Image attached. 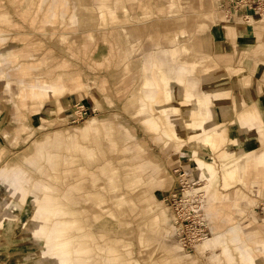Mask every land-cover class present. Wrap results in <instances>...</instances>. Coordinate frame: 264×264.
I'll list each match as a JSON object with an SVG mask.
<instances>
[{"label": "rangeland", "instance_id": "rangeland-1", "mask_svg": "<svg viewBox=\"0 0 264 264\" xmlns=\"http://www.w3.org/2000/svg\"><path fill=\"white\" fill-rule=\"evenodd\" d=\"M228 1L172 0L170 6V0H0V264H18L19 250L33 247L21 245L16 231L39 222L32 221V200L43 193L65 211L49 220L74 222L68 238L88 244L86 264H264L262 242H247L245 232L250 225L264 230L256 215L264 203V175L250 168L247 177L242 170L226 184L223 180L226 171L244 164L248 152L264 148V16L244 19L243 12L226 13ZM122 26L141 31L135 33L131 53ZM159 36L170 39L156 44ZM206 42L212 44L210 53ZM182 65H194L184 76L193 82L195 94L227 91L226 115L211 118L215 127L225 128L212 134V148L180 133L186 127L181 95L177 101L159 96L161 105L180 108L174 114L181 117L169 126L156 118L164 110L139 104L145 77L160 71L173 76ZM170 80L144 84L157 85L166 96L177 86ZM42 81L56 92L44 99L24 95L39 91L35 85ZM181 88L184 92L183 83ZM210 101L212 109L222 108L221 101ZM80 105L95 112L72 121L71 110ZM136 108L155 119H141ZM250 110L258 120L237 124ZM86 123L96 131L80 142L92 157L71 143L72 132ZM117 124L135 140L124 137ZM233 131L247 135L245 150L244 141L232 138ZM196 155L213 166L209 187L196 170ZM148 160L156 166L145 168ZM177 167L205 186L210 234L190 250L174 233L167 199L178 188ZM12 175L20 178L15 188ZM2 213L17 216L10 236ZM54 238L47 239L48 245L57 243ZM246 252L252 254L249 260Z\"/></svg>", "mask_w": 264, "mask_h": 264}, {"label": "bare ground", "instance_id": "bare-ground-1", "mask_svg": "<svg viewBox=\"0 0 264 264\" xmlns=\"http://www.w3.org/2000/svg\"><path fill=\"white\" fill-rule=\"evenodd\" d=\"M179 85H182V81L178 83ZM146 87L147 85L144 84ZM167 94L165 97L169 100H180L183 96V92L181 89H178L176 87H171L169 90L166 91ZM31 93V94H30ZM220 93V92H219ZM27 97L36 99L38 97V94L34 96V94L31 92H26ZM180 99H177L178 96H180ZM163 96V95H162ZM218 96V95H217ZM217 98V97H216ZM183 99V98H182ZM208 99L205 97L202 98H196V100H193L192 102L190 100H182L181 102V109L184 114V123L186 125L185 132L184 133L188 139L194 142L196 145H202L203 147L209 146L214 147L215 142L212 134H220L222 131H224L223 127H215L214 124L211 125V127H208L209 124H211V118L213 116H220L224 117L226 115L225 110L220 107H215L213 110H210L209 107H207ZM174 112H178L180 109L176 104H172L170 106ZM201 107H206V110L203 111L200 109ZM159 112L161 110L166 111V105L158 106ZM157 119H160V115L156 116ZM153 126H156L154 124H151ZM89 127L88 133L86 135L84 134L83 129H78L77 131H73L71 134V143H73L72 148L75 150H79L83 152V154H86L88 157H92L93 153L86 151L83 149L84 145L80 142L81 140H85L89 133H93L96 131V129H93L91 126ZM177 134V133H175ZM232 138L234 140H246V136L243 132H235L233 131ZM174 135V134H172ZM180 135H182L180 137ZM175 136V135H174ZM178 137L182 138L183 134H179ZM62 139V138H61ZM217 142V141H216ZM61 143V142H60ZM57 145V144H56ZM58 146V145H57ZM197 158L196 162V170L200 171L201 177H204V179L207 180L206 185H211L214 182V178L212 175L213 172V166L209 161H206L205 158L200 157L199 155L194 156V160ZM264 160V157L262 158L261 162ZM52 162V161H51ZM195 163V161H194ZM234 167V166H233ZM255 163H252L250 161H246L244 164H237L236 167H234L231 170L226 171L223 180L226 184L227 181H229L231 178L237 176V173L243 171H248L250 168H254ZM216 175V173H215ZM214 175V176H215ZM11 180V187H14L16 185H20V178L17 175H12ZM55 177V176H54ZM208 183V184H207ZM202 187L199 188H192L187 189V193H196L199 196L201 195L203 198L205 197L204 190H202ZM209 187V186H208ZM18 189V187H17ZM15 195V192H12ZM42 196L38 198H34L32 200V212L34 215V218L32 221H39L35 225L32 224L33 230L31 227L29 229L33 232V235L38 240V242L44 247L41 251L36 252L35 256L39 257L36 261V264H39L43 262V260L49 258H56L58 259L59 264H86V259L84 258V252L88 249V244L86 242H74V240L68 238V234L70 230L73 229V223H62L61 227L57 228V236L54 238L57 243H52L51 245H48L47 239H50V234L48 233V226L49 223V217L57 216V214L62 215L65 214V211L61 207H54V204H52L51 201H53V197L49 194H41ZM43 199V203L39 205V201ZM3 214V213H2ZM37 215V216H35ZM17 216L12 215L9 217L5 216L3 214V227L6 230V234H9L11 231H13V226L15 224V219ZM36 217V218H35ZM156 220V217L155 219ZM157 221V220H156ZM158 222V221H157ZM39 228V231L34 230V228ZM3 228V229H4ZM47 238V239H46ZM212 243L214 240L211 241ZM264 247V246H263ZM227 249V248H226ZM225 249V250H226ZM76 254V257H75ZM244 259L249 260V258H252V254L250 252H246L244 254ZM263 264V263H260Z\"/></svg>", "mask_w": 264, "mask_h": 264}, {"label": "crops", "instance_id": "crops-1", "mask_svg": "<svg viewBox=\"0 0 264 264\" xmlns=\"http://www.w3.org/2000/svg\"><path fill=\"white\" fill-rule=\"evenodd\" d=\"M173 4H172V0H170L169 5L170 6H173ZM202 26L203 25H201L200 28H202ZM137 29H138L137 27H128V26H122L121 27V30L123 32L122 33L123 36L129 42V46H130L129 47V51H130V53L133 52V50H136V46L134 44V41H132V40L135 38V35H136L135 33L136 32L138 34H139V32H141L140 30H137ZM216 33L217 32H215V34ZM167 39H170V37H165V36L164 37H161V36H159L157 38V40H156V44H158L159 41L164 42ZM167 43H168V41H167ZM205 45L208 47L207 50L209 51V53L211 51H213L212 44L211 43H207L206 42ZM235 51H236V49H235ZM170 54H171V57L172 58H174V57L176 58V56H177V50L171 52ZM193 66L194 65L190 66V68H189V66L186 67L185 65H182V66L179 67V69L177 70V72H175L176 74L173 75V76H168L166 73H163V72L160 71L161 73L159 72V75L151 74V76L145 77L143 79V81H142V86H141L145 91H144L143 96H142L143 100L141 99L142 102H139V104H141V105H144L145 103L147 105L151 104V105H149V108L151 107V109H154L156 107V110H158V112H159L158 106L161 105V104H163V101H161L159 99V96H162L163 95V98H164L165 97V93L163 94L157 88H158L159 85H161V83L165 80V78H167V79L175 80L177 86H173V87H176L178 89H181L182 92H183V88H181L182 85H179L178 84V80L181 79L183 81L182 83H183L184 89H185V91L183 92V96H182L183 100H190L192 102L193 100H196V98H201V97H203L206 94L205 95V96H207L206 98L208 100H211L210 101L211 103H213V101H215V100L221 101L222 102V108H223V110H226L227 108H226V106L223 105V103H225V101L227 100V91H224V90H214V89H212L211 90L212 92H209V90L203 89L202 90L203 91V95L202 96L197 95V94L194 93V91L192 90L193 89V82L192 81H189V82L186 81L185 80V76H184L185 70H189V69L192 70L193 69ZM23 69L24 68L22 66V70ZM0 71H1V69H0ZM155 80L159 83L158 86L157 85H154V86H148V87H146L144 85L145 82L150 81V82L154 83ZM172 80H170V81H172ZM206 83H208V82L205 80L204 81V84H206ZM37 86H38L39 91H36L34 89V91L32 90V93L34 94V96H36L38 94V97L37 98H40V99H44L45 97H49V95H53L56 92V90L54 89V87H51L49 84H47L46 81L37 82L36 85H35V87H37ZM63 88L64 87L62 86V89ZM210 94H212V95H210ZM24 95L27 96L26 91H25ZM22 98L24 99L23 96H22ZM30 99H33V98H30ZM152 102H154L153 104H156V106L153 107L152 106ZM207 107H209V106L207 105ZM211 107H212V105H211ZM211 107H209V109L210 110H213ZM213 108H215V107H213ZM142 109L145 110L144 108H142ZM205 110H206V107H205V109L203 111H205ZM169 111H171V113H168ZM258 111H259V113L261 115V113L263 112V109L260 108ZM137 112H138V109H137ZM165 112H163L165 114H163V113L161 114L162 115L161 118L163 119L164 124H166L167 126H169V121L170 120L178 119L179 117H181L179 115H175L174 114V111L169 106L168 107L166 106V111ZM139 116H140L141 119L146 120V121L151 120L152 117H154V119H155V116H153L150 113L149 114H144V115H142V114L139 113ZM257 120H258V118L254 114V111L250 110V111H246L245 114H243L242 117H239L237 119L236 122H238L237 124H240L242 126L243 125L245 126V125L251 124V122H254V121H257ZM98 122L102 123L101 121H98ZM257 123H259V122H257ZM211 125H212V122H211V124L208 125V127H211ZM88 126H91V124H89V123L87 124L86 123V125L83 128H80V129H83V131H84V134L83 135H86V133H88V131H89V127ZM117 126H119V128L121 130H123V132H124L123 133V136L124 137L127 136L130 139L133 138V141L135 140V138L133 137V135L130 134V132L127 131L122 125L117 124ZM91 127L95 128L94 126H91ZM247 128H248V126H247ZM247 128L245 127V129H247ZM254 128H256V127H254ZM77 130H75V131H77ZM224 130H225V128H224ZM252 130H253V128H252ZM176 132H178V131H176ZM182 132H185V128H183V130L180 133H182ZM240 141L241 140H239V141L236 140L237 143H239ZM242 141H244V144H243V149H244V147L246 146V144H248L249 139L248 140L247 139L246 140H242ZM251 145H252V143H251ZM144 152H145V149H144ZM263 157H264V148H262L261 151L255 152L253 155H251L248 152L247 153V156L245 158L244 163L246 161H250L252 163H255V167L252 168V169H255V171H257L258 174L264 175V160L261 162V160H262ZM151 165L153 167L156 166V165L153 164V161L152 160L151 161L148 160L147 164H145L144 166H145V168H148L149 169V168H151ZM249 170H251V169H249ZM249 170L247 172L245 171L246 173H244L245 174L244 177H247V173L249 172ZM232 202H233V205H236L235 203H237L238 201L232 200ZM49 221H50L49 222L50 225L48 226V228H49L48 233L50 234V237H56L57 236L56 234L58 232L57 231V228L62 226V223H60L62 221L59 220V219L56 220V221H52V220H49ZM67 221L68 222H71V220H67ZM249 227L250 228L245 229V232H247V235L246 236L248 237L247 238V240H248L247 242L250 241L252 243H257V242L260 241V242H262L260 244L264 246V230H261V229L257 228L256 226H251L250 225ZM15 229H16V227L13 228V231ZM34 230L39 231V228L35 227ZM13 231H11L9 234H7V236H10V234ZM26 231L27 230L23 231V228L20 229L19 231H16V232L19 233V240H21L20 244L22 245V243L23 244H26L27 243V245H30V246H33V247H31V248L28 247V248H26V250H19V251H22L21 252L22 255H19L21 253L18 254L21 257H18L17 261H18V264H36V261H38L37 259L39 257L35 256V254H36V252L41 251L44 247L38 242V240L35 238V236L33 235V232L30 229H28V231H27V232H30V235ZM256 233L259 234V236H257V238L255 237V234ZM213 240H214V242L213 243L211 242V243L213 245H216L217 239H213ZM234 240L237 241L238 240V237H234ZM54 259H56V258H54ZM39 260H40V258H39ZM51 260H53V258L45 259V260H43V262H41L39 264H46L47 262H49ZM57 262H58V260H57ZM263 262H264V256H263ZM260 263H262V262H260Z\"/></svg>", "mask_w": 264, "mask_h": 264}, {"label": "built area", "instance_id": "built-area-1", "mask_svg": "<svg viewBox=\"0 0 264 264\" xmlns=\"http://www.w3.org/2000/svg\"><path fill=\"white\" fill-rule=\"evenodd\" d=\"M230 9L245 13L244 19L252 15L264 16V0H229L228 5L223 6V11L230 13ZM71 111L72 121L82 120L95 112L94 108H90V112L85 111L83 105L76 106ZM173 172L177 176L178 188L171 190L167 199L174 219V233L182 247L190 250L204 243L210 234L207 218L204 216L203 197L186 191L199 188L200 180L191 177L184 168H174ZM256 215L260 221H264V203L256 207Z\"/></svg>", "mask_w": 264, "mask_h": 264}]
</instances>
